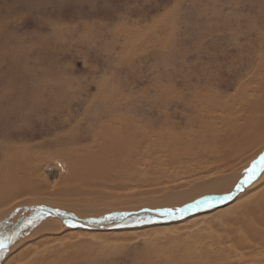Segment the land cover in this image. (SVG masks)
Wrapping results in <instances>:
<instances>
[{
    "label": "rangeland",
    "instance_id": "rangeland-1",
    "mask_svg": "<svg viewBox=\"0 0 264 264\" xmlns=\"http://www.w3.org/2000/svg\"><path fill=\"white\" fill-rule=\"evenodd\" d=\"M261 58L264 0H0V142L46 128L55 130L33 141H16V147L65 134L89 137L105 126L111 134L125 128L157 134L169 128L163 122L170 120L176 133L188 127V136H195L196 157L209 134L224 133L232 118L228 111L244 115L245 97H263ZM165 84L185 95L165 102L159 95ZM213 95L220 96L227 112L203 116L204 121L199 109L186 105ZM85 142L89 147L91 141ZM85 142L79 147H86ZM257 155L264 156V148ZM254 161L250 158L247 166ZM54 162L41 175L51 185L59 175ZM195 169L196 175L186 174L191 177L185 181L207 174ZM263 182L261 172L252 182L241 183L239 191L260 189ZM237 200L211 209L212 200H207L166 216L145 212L136 225L147 230L133 231L137 235L121 241L97 239L90 229L78 231L84 234L45 246L30 262L42 257L50 264H263L264 248L247 238L237 241L244 235L240 226L227 222L241 210ZM220 210L221 215L181 228L180 223ZM178 216L184 218L170 222ZM158 226L179 230L148 229Z\"/></svg>",
    "mask_w": 264,
    "mask_h": 264
},
{
    "label": "bare ground",
    "instance_id": "bare-ground-1",
    "mask_svg": "<svg viewBox=\"0 0 264 264\" xmlns=\"http://www.w3.org/2000/svg\"><path fill=\"white\" fill-rule=\"evenodd\" d=\"M262 46L260 45V48ZM258 66L264 68L263 58L260 59ZM181 83H183L182 80ZM260 83L264 88V77ZM215 85L225 87V84L216 83ZM181 92L167 87L166 84L159 86V95L165 102L167 100L173 102L185 95ZM262 96L258 101H255L258 98L255 95L251 96L252 99L245 97L244 115L238 114L237 111L233 113L228 111L232 118L231 121L225 122L224 133L209 134L207 137L210 139L201 142L205 147L198 151L200 155L197 154L196 157L194 155L195 136H188L191 131H187L189 129L187 126L186 131L176 133V124L170 120H168L170 122L162 121L163 124L169 123V128L166 126L157 134L139 129L131 133L128 128L124 131L118 129L111 134L107 129L110 126H105L98 130V133L89 134V137L65 134L64 137L47 139L28 147H16V141H33L47 137L55 130L46 128L23 137H12V142L8 144L0 142V241L17 222L28 219L17 243L0 264H50L42 257L31 263L30 258L40 254L47 248L45 246L61 242L69 235L84 234L78 231L89 229L82 224L83 221L90 220L88 218L116 219L118 223L110 231L93 230L89 234L97 239L104 238V241L105 238L107 241L108 239L117 241L133 238L132 235L135 234L133 231L147 230L145 227L138 229L139 226L136 225L139 217L145 212L153 214L159 212L166 216L178 212L177 209L207 200H212V206L207 208L211 209L225 205L235 197L239 203L236 208L241 210L230 216L227 222L239 225V229L241 228L246 236L242 235V238L235 239L245 243L247 238L248 241H254L264 248V182L260 183V189L250 190L252 186L248 188V191L241 193L240 188H237L243 180L240 177L244 176L250 168L249 165L247 166L249 159L253 158L258 164L261 155L257 154L264 148V93ZM186 105L190 109H199L201 119L203 116L209 118V115L212 118L213 113L217 114L228 109L220 100V96L216 95L209 96L205 101L191 99ZM9 114L12 113L9 112ZM16 116L19 117V115ZM85 141H91L89 144L91 147H87L88 142L86 144ZM81 142H85L86 147H79ZM207 146L209 150L206 152ZM53 161L59 169V175L57 182L51 185L41 175L43 167ZM195 168L200 171L205 170L207 174L185 181L191 175H196ZM38 171L41 172L40 175ZM188 173L191 175L184 177ZM229 195L230 199H224ZM244 196L249 198L247 203L241 200ZM50 208H59L62 211L57 212L58 210L54 211ZM45 210L68 215L79 223L63 222L64 225H62L56 216L40 214ZM220 213L223 212L220 210L212 215L202 217L200 215L201 218L184 220V223H180V225L183 224L181 228H187L198 220L214 218L217 214L221 215ZM179 217L171 218L170 222L184 218V216ZM33 218H36L34 222L29 223ZM163 220L166 219L163 218ZM221 220L217 219L219 223H222ZM213 221L211 219V222ZM224 222L223 224L227 223ZM155 228L148 229H154L160 233L172 228L178 229L176 227L163 229L164 227L159 226L158 229ZM231 230L233 229H229V232ZM236 231L237 229L233 232ZM27 240L29 241L26 242ZM40 248L44 249L40 250ZM251 253L252 251L250 255L253 258ZM196 257L198 258L197 255Z\"/></svg>",
    "mask_w": 264,
    "mask_h": 264
},
{
    "label": "water",
    "instance_id": "water-1",
    "mask_svg": "<svg viewBox=\"0 0 264 264\" xmlns=\"http://www.w3.org/2000/svg\"><path fill=\"white\" fill-rule=\"evenodd\" d=\"M40 214H50L68 223H76V224L79 223L75 219L70 218L68 215H63L61 213H56L49 210H45L44 212L42 211ZM27 220L28 219L26 220L21 219L19 222H17L16 225L1 240L3 241L7 239L9 242L7 243L4 250L0 252V263L4 259V257L8 254V252L11 250V248L17 243L18 239L22 234V230L25 224L27 223ZM117 223L118 222L116 219H109V218L90 219L82 222V224H84L86 227H89L90 230H94V231H100V230L110 231V229H113Z\"/></svg>",
    "mask_w": 264,
    "mask_h": 264
},
{
    "label": "snow or ice",
    "instance_id": "snow-or-ice-1",
    "mask_svg": "<svg viewBox=\"0 0 264 264\" xmlns=\"http://www.w3.org/2000/svg\"><path fill=\"white\" fill-rule=\"evenodd\" d=\"M258 165L259 166L254 164L251 168L247 170L246 176L244 180L241 182L242 184H247V183L252 182L258 176V174H260L261 172H264V156L260 157V160L258 161ZM240 187L241 185L238 184L237 188H240ZM230 198H231L230 195L227 197H224V199H230ZM197 203H207V201H198ZM165 211H168V210H165ZM176 211H180V210L177 209ZM35 219L36 218H33V220H30L29 223H33ZM8 242L9 241L7 239L0 241V252L4 250Z\"/></svg>",
    "mask_w": 264,
    "mask_h": 264
}]
</instances>
